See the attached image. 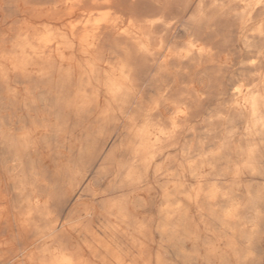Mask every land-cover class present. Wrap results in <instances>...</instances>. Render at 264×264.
<instances>
[{"label": "bare ground", "instance_id": "bare-ground-1", "mask_svg": "<svg viewBox=\"0 0 264 264\" xmlns=\"http://www.w3.org/2000/svg\"><path fill=\"white\" fill-rule=\"evenodd\" d=\"M0 264H264V0H0Z\"/></svg>", "mask_w": 264, "mask_h": 264}]
</instances>
